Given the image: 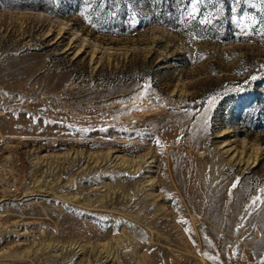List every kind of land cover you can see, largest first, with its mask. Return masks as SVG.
<instances>
[{
  "label": "rangeland",
  "instance_id": "374dc122",
  "mask_svg": "<svg viewBox=\"0 0 264 264\" xmlns=\"http://www.w3.org/2000/svg\"><path fill=\"white\" fill-rule=\"evenodd\" d=\"M0 264H264V0H0Z\"/></svg>",
  "mask_w": 264,
  "mask_h": 264
}]
</instances>
